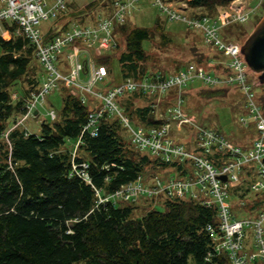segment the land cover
<instances>
[{
  "label": "trees",
  "instance_id": "obj_1",
  "mask_svg": "<svg viewBox=\"0 0 264 264\" xmlns=\"http://www.w3.org/2000/svg\"><path fill=\"white\" fill-rule=\"evenodd\" d=\"M229 1L191 0L190 7L205 11L199 14H212L218 5L227 6ZM65 13L53 19L55 21L42 32L44 42L68 29L70 19ZM69 16H73L72 13ZM165 23L162 16L155 19L151 27L126 28L123 23H114L113 37L118 36V29L124 31L121 33L123 46L116 40L112 51L102 50L94 56L95 64L106 66V77L112 76V63L117 60L121 79L112 86L126 78L142 81L168 75L166 69H149V49L143 46V42H151L156 33L162 39L166 37ZM0 27L10 34L8 39L0 34V264H230L225 254L206 259L214 244L207 226L217 229L219 224L215 207H206L191 197L163 195L160 198L162 210L150 207L152 198L148 201L149 208H142L144 212L134 217L137 202L113 198L99 201L98 197L109 196L122 185L142 177L143 171L152 176L154 169H168L179 178L192 174L188 161L165 162L136 149L119 117L107 109L87 126L90 114L102 107L98 98L89 94L83 100L82 94L62 87L59 112L54 118L44 114L46 117L40 122L38 132L16 123V118L26 112L32 95L40 91L46 73L38 60L39 72L28 79L34 46L16 22L2 20ZM74 42L79 46V41ZM119 46L121 49L116 53ZM209 48L216 52V64L211 55L206 56L207 52L200 49L201 55L195 64L222 76L228 71L223 61L219 63L224 56L214 47ZM184 67L186 64L175 71ZM114 77L113 74L111 82ZM22 80L23 83L26 80L29 87L24 88L22 84L20 97L13 99L9 88ZM204 85L202 89L208 97L229 89L223 85ZM107 90L103 88L102 92ZM188 90L180 91L182 98ZM168 92L174 99L178 94L174 88ZM148 94L142 90L125 92L116 102L132 122L143 127H158L163 119L158 117L154 100L147 97ZM256 99L264 113V93ZM183 108L185 110V105ZM200 123L222 132L216 124ZM173 134L171 130L170 135ZM192 134L190 132L187 140H194ZM226 137L240 143L230 135ZM198 152L215 166L219 165L216 151ZM235 204L232 203V207Z\"/></svg>",
  "mask_w": 264,
  "mask_h": 264
},
{
  "label": "built area",
  "instance_id": "obj_2",
  "mask_svg": "<svg viewBox=\"0 0 264 264\" xmlns=\"http://www.w3.org/2000/svg\"><path fill=\"white\" fill-rule=\"evenodd\" d=\"M74 0H0V21H14L19 29L29 39L35 48L41 65L49 74L47 84L39 95H44L46 89L55 87L57 80H65L67 84H73L76 91H81L82 99L87 95L98 98L102 107L90 114L87 126L94 123L104 109L115 113L123 126L128 128L132 144L139 151L160 158L165 162L188 160L192 164L191 177L179 178L170 176L168 179L156 177L151 182H145L138 177L135 181L126 183L113 194L103 197L108 200H135L139 196L156 197L166 195L170 198L191 197L206 207H215L219 224L217 229L207 226L214 240L211 251L207 252L206 259L212 255L225 254L230 264H264V234L262 224L264 222V209L255 218L237 219L232 212L230 200L231 183H239V175L251 163L255 164L256 176L247 182V190L260 193L264 192V117L262 110L254 99V93L246 77L247 65L240 53V46L234 43H225L219 35V30L231 22L244 23L255 12L262 0H258L255 6L250 5V0H230L226 7H219L215 16L209 13L195 14L188 17L185 12L190 7L191 0H183L175 3L171 0H153V3L163 14L166 22H181L191 28L203 32L207 45L214 46L227 57L228 73L225 77L210 74L201 66L189 64L175 74L154 79L134 81L130 78L122 80L110 87L106 93L93 91V85L102 81L107 75L105 65H96L87 58L88 50L83 48L76 56H80L77 63L67 75H63L55 66V61L62 48L75 38H83L88 46L96 43L97 49L103 50L113 46L114 38L112 28L114 23H121L124 14L127 13L137 0H117L116 10L108 17L101 19L98 26L73 28L55 36L52 40L44 42L39 25L50 18H58L66 12L69 3ZM195 7L194 9H199ZM128 9V10H127ZM0 34L8 39L10 34L0 27ZM115 46V45H114ZM82 71L87 73L86 80L82 81ZM200 80L210 86H236L246 98L248 114L240 118V123L248 125V119L256 125V136L250 146H243L228 139L222 132L195 123L187 116L182 108L180 96L176 95L174 104L166 108V113L158 115L163 122L158 127H132L129 118L118 106L116 98L125 93L142 90L154 94L156 98L162 97L170 89L179 92L188 83ZM37 94V95H38ZM34 95L35 101L28 102L27 110L31 111L39 103V97ZM37 96V97H36ZM155 105V104H154ZM29 111V112H30ZM53 116V112H50ZM28 114V112H27ZM171 122L184 124L193 130L194 141L203 153H219V165L215 166L203 154H198L170 137ZM86 126V127H87ZM85 127V128H86ZM86 166L85 164H83ZM225 176L226 180L219 179ZM246 182V181H245ZM240 201L238 204H243ZM253 228V242L247 246L246 228Z\"/></svg>",
  "mask_w": 264,
  "mask_h": 264
},
{
  "label": "rangeland",
  "instance_id": "obj_3",
  "mask_svg": "<svg viewBox=\"0 0 264 264\" xmlns=\"http://www.w3.org/2000/svg\"><path fill=\"white\" fill-rule=\"evenodd\" d=\"M116 1L117 0H74L71 1L69 4V8L65 14H67V18H69L68 22V29L66 31H71L73 28H81V27H97L98 22L101 19L108 20V17H110L113 12L116 10ZM126 2L128 0H125ZM174 1L175 3H178L183 0ZM94 3L92 6H89V3ZM258 0H250V5L255 6L257 4ZM133 7H130L127 13L124 14V20L121 21V24L125 25L126 28H130L134 25L136 26H145V27H151L153 26V23L155 19L163 17V14L158 9V7L153 3V0H137L133 3ZM219 7H226L224 5H218L216 7V10L214 13L210 14L211 16H215ZM205 12L202 8L194 9L192 7H189L185 14L188 17L196 16L195 14H199ZM73 16H69V15ZM69 14V15H68ZM264 15V0H262L261 4L258 6V8L255 10L251 16L246 20L244 23L240 22H231L228 25H224L219 30L220 38L225 43H234L241 45L244 40L247 38V36L251 33L254 26L258 23L260 18ZM51 19V20H50ZM46 21H42L39 25V29L41 32H45L48 25L51 24L52 21H55L50 18ZM120 23V22H119ZM120 24V25H121ZM163 24V22H162ZM165 30L167 31L166 37L161 38L159 33H156L154 39L150 42L149 40H146L143 42V46L145 49H149V60L147 62L148 67L150 70H154V68L159 69H166L168 71V75H172L177 73L178 71H175L176 68L183 66L186 64V67L189 64H195V60L197 57H199L201 54H199V49L201 51H206V56L211 55L210 57H217L215 54L216 52L210 51L209 48L210 45H207V43L204 40L203 32L201 30L196 28H191L188 25H185L181 22H166L165 23ZM188 27L191 29L190 31L187 30ZM4 30V29H3ZM165 31V33H166ZM118 36L115 35L114 43L116 40L121 41V45L123 46V34L124 31L121 29H118ZM123 33V34H121ZM61 34V33H60ZM59 34V35H60ZM113 36V34H111ZM74 41H79V46L75 45ZM116 45V44H114ZM111 46L105 50H111ZM120 45V46H121ZM119 46L118 49L115 50L116 53H118L121 49ZM208 46V47H206ZM214 47V46H211ZM83 48H86L88 50V53L90 55V58L94 61L95 54H98L100 49H97L96 43L88 46L84 43L83 38H75L69 44L64 46L60 52V54L57 57V60L55 61V66L58 68V71L62 73L63 75H67L71 68L76 65L77 59L79 60L80 56H76L75 54H78ZM215 48V47H214ZM210 49V50H209ZM216 49V48H215ZM109 50V51H110ZM217 50V49H216ZM218 51V50H217ZM36 54V52H35ZM32 53L31 61L29 64L30 70L28 74V79H32V76L37 74L39 72V58L37 55ZM224 58H221L222 61H226L227 63V57L222 54ZM38 58V59H37ZM39 60V61H38ZM214 64L215 58L212 60ZM217 61V62H218ZM41 63V62H40ZM212 63V64H213ZM98 65V64H96ZM196 65V64H195ZM42 66V65H41ZM198 67V65H196ZM43 67V66H42ZM184 67V68H186ZM204 68V66H201ZM183 68V69H184ZM65 71H62V70ZM112 69L114 74V80L113 82H108V77L111 75H105V78L96 83V85H93L92 90L94 91H102L103 88H110L113 84L116 82H119L121 78L119 67L117 60H114L112 63ZM44 73H46V76H43V79L41 82V90L45 88V85L47 84L48 76L49 74L46 72V70L43 68ZM205 70V69H204ZM175 71V72H174ZM206 71V70H205ZM210 74L217 75L218 72L214 71L213 69L208 72ZM228 72L226 71L222 77H225V75ZM87 74V73H86ZM112 74V76H113ZM111 76V78H112ZM219 76V74H218ZM246 77L248 80V85H250L251 91L254 93V99L258 103V100L256 97L262 93H264V83L259 84L257 80V74L251 71L248 67L246 70ZM81 78V76H80ZM87 78H81L82 81H87ZM21 82V81H20ZM61 83L59 86L58 84ZM22 84H24V88L29 87L26 80H23L20 84L16 83L12 85L9 88V91L11 93V96L13 99H16L17 97H20L19 95V88L22 87ZM67 85V87L65 86ZM58 86V87H57ZM189 89L187 93H183V98L180 94V92L176 89L178 95L180 96V100L182 101L184 99V104H182V108L185 105V114L189 116L195 123L201 124L200 121H204L206 125H212L216 124L218 128L225 134V136L230 135L233 138H236V141H240L239 144L243 146H250L252 139L256 136V125L255 123L248 119V125L244 126L240 124V118L242 116H245L248 114V109L246 105V98L244 96V93L241 92V90L236 86H230L229 89H225L221 95H216L212 97H208L205 95V90L202 89L203 82L200 80H194L190 82V84L187 85ZM184 86L181 88L180 91L187 90ZM56 88L55 91L54 88ZM55 87L46 89L44 92V95H39L38 93L34 94L39 97V103H36V107H39V110H44V112L39 111V115H35L34 112H37L38 110H26L24 114L21 116H18L16 118L17 124L22 123L23 126L27 127L29 131L31 132H38L40 122L45 118L46 115H48L50 118L55 117V113L59 112L61 101L59 98V93H63L64 90L62 87L71 89V93H80L81 91H76V87L73 84H67L65 80H57L55 83ZM175 90V89H174ZM184 91V92H185ZM49 94V95H48ZM151 94V93H149ZM147 95V97L152 98L155 104V112H157V115H161L166 113V108L171 106L175 103L176 99L173 98V95L171 93H166L165 96L156 98L154 94ZM47 95V96H46ZM36 96V97H37ZM35 98L32 95V101L34 102ZM99 101V100H98ZM100 102V101H99ZM101 103V102H100ZM140 103H144L143 100H141ZM172 103V104H169ZM169 105V106H168ZM259 105V103H258ZM168 106V107H167ZM260 106V105H259ZM28 112V114H27ZM50 112H53V116ZM44 113V114H43ZM262 115L264 117V113L262 112ZM13 119L10 120V122ZM129 123L132 127H138L140 125L134 123L129 118ZM202 125V124H201ZM171 130L174 132V136L172 137L176 141L182 143L186 149L193 150L196 153L199 154L200 148L196 145V142L194 140H187L189 137L190 132L193 133V130L190 129L189 126H185L184 124H177V122L173 123L171 122ZM204 126V125H202ZM124 130L127 132L126 134L129 135V130L125 126H123ZM210 128V127H209ZM193 135V134H192ZM191 135V139L194 138V136ZM130 138V137H129ZM228 138V137H227ZM229 139V138H228ZM186 141L188 144L191 143V145H187L185 143ZM134 146V145H133ZM135 147V146H134ZM136 148V147H135ZM181 161H188V160H181ZM190 164V173L192 171V164L190 161H188ZM151 173H154V175L151 176L150 172L143 171L141 179L144 181L143 183L151 182L152 179L159 177L163 178L164 180L168 179L170 176L176 177L171 170H164L161 168H157L151 171ZM256 176V169L255 164L251 163L247 168L243 170V172L239 175L240 182L239 183H231V190H230V200L232 203H236L235 207H232L231 210L235 214L237 219H243V218H255L258 213L264 209V192L260 193H254L249 190H247V182H250L255 178ZM246 181V182H245ZM165 195V194H164ZM166 196V195H165ZM163 197V195H157L156 197H153L154 201L150 207H155L156 209L162 210L164 207L160 203V198ZM188 197V195L186 196ZM103 197H98L100 202L108 201ZM183 198V197H180ZM152 197L147 196H139L135 200H129V201H123V202H130V203H138L139 206H136V209L133 210V216H139L141 215L144 210L146 209V206L148 207V201L150 202ZM162 199V198H161ZM147 200V201H146ZM244 201L243 204H238L240 201ZM143 207L144 210H141ZM149 208V207H148ZM263 228V234H264V222L262 224ZM247 237L246 242L247 246H249L253 242V228L247 227L245 229Z\"/></svg>",
  "mask_w": 264,
  "mask_h": 264
},
{
  "label": "water",
  "instance_id": "obj_4",
  "mask_svg": "<svg viewBox=\"0 0 264 264\" xmlns=\"http://www.w3.org/2000/svg\"><path fill=\"white\" fill-rule=\"evenodd\" d=\"M240 53L247 67L257 74L259 84L264 83V15L254 26L240 46ZM219 179L226 180V177L219 176Z\"/></svg>",
  "mask_w": 264,
  "mask_h": 264
},
{
  "label": "crops",
  "instance_id": "obj_5",
  "mask_svg": "<svg viewBox=\"0 0 264 264\" xmlns=\"http://www.w3.org/2000/svg\"><path fill=\"white\" fill-rule=\"evenodd\" d=\"M175 1H179V0H175ZM87 58H89L90 60L92 59V58H90L89 53H88V55H87ZM94 63H95V61H94ZM80 76H81V78H86L87 74H86V72H85V73L81 74ZM108 79H109L108 82H110V80H111V76L108 77ZM39 111L44 112V110H42V109L39 110V109H38V111H37V112H34V114L38 116V115H39ZM44 113H45V112H44ZM44 113H43V114H44ZM142 208H143V207H142Z\"/></svg>",
  "mask_w": 264,
  "mask_h": 264
}]
</instances>
